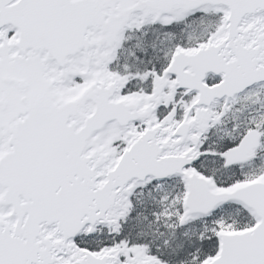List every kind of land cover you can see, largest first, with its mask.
Instances as JSON below:
<instances>
[{
    "label": "snow or ice",
    "instance_id": "6c2138e0",
    "mask_svg": "<svg viewBox=\"0 0 264 264\" xmlns=\"http://www.w3.org/2000/svg\"><path fill=\"white\" fill-rule=\"evenodd\" d=\"M0 264H264V0H0Z\"/></svg>",
    "mask_w": 264,
    "mask_h": 264
}]
</instances>
